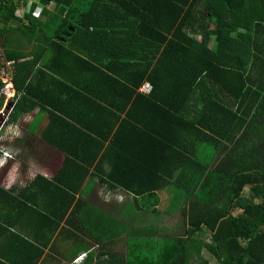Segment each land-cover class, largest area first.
<instances>
[{"label":"trees","instance_id":"obj_1","mask_svg":"<svg viewBox=\"0 0 264 264\" xmlns=\"http://www.w3.org/2000/svg\"><path fill=\"white\" fill-rule=\"evenodd\" d=\"M37 7L43 8L39 17L33 16ZM70 27L75 29L71 37H63ZM22 39L33 49H24ZM0 46V74L3 61L12 62L19 99L10 121L20 106L28 112L49 104L51 114L69 125L54 114L65 113L61 102L43 94L46 88L52 92L55 82L78 85L64 78L89 67L95 93L100 86L114 92L116 100L103 98L107 107H102L116 116L118 133L122 126L134 144H145L142 158L129 148L130 158L114 144L108 148L104 138L86 133L81 155L42 132L65 153V160L52 180L40 176L36 183L41 178L59 190L65 207L38 214L55 231L67 213L68 224L79 213L81 223L73 234L83 244L71 260L87 251L82 264H197L198 259L210 264L208 251L217 264H264V0H0ZM146 82L152 85L148 93L140 90ZM3 87L0 79V95ZM88 92L89 98L83 92L80 99L91 110L98 102ZM189 110L197 116L190 118ZM158 116L164 125L160 121L156 130ZM196 141L215 142L224 147V156L215 165L207 163L187 149ZM154 143L167 149L165 163H178L175 169L165 167L166 176L163 160L159 166L157 158H150ZM98 156L97 169L109 179L103 181L133 195L135 215L144 214L146 198L160 203L158 191L176 188L172 208L182 207L181 230L156 222L129 225L77 198ZM10 193L0 188L3 197ZM152 212L161 216L156 205ZM162 216L172 220L174 214ZM111 238L125 239L126 252L112 254Z\"/></svg>","mask_w":264,"mask_h":264},{"label":"crops","instance_id":"obj_2","mask_svg":"<svg viewBox=\"0 0 264 264\" xmlns=\"http://www.w3.org/2000/svg\"><path fill=\"white\" fill-rule=\"evenodd\" d=\"M197 40H201V38L198 36ZM210 45L212 46L213 42ZM81 66L85 65L81 64ZM93 72L98 75L97 72ZM43 78L39 77L38 80L42 81ZM65 80L76 82L78 85L67 86L55 82L56 86L54 90L50 92V89L46 88L43 95L48 97L51 93L52 96H55L61 102L65 113L54 114L66 119L70 123L69 125L61 122L51 114L52 111L49 109L51 108L49 104H46L48 108L37 106L28 112L21 109L20 106V110L15 113L14 121L9 120V114L5 124L6 130H2L1 132L3 136L2 140H6V143L0 144V147L6 151H10L12 156L7 159L3 167H0V172H6V175L0 178V188L11 192L9 198L3 197L0 194V264H82L87 258V254L85 253L87 251H84L71 260L77 248L83 244L73 234L74 228L81 223L79 213L74 216L76 220H70L69 224L67 221L70 215L67 213L62 219L60 227L55 231L52 230V222L47 218L43 219L45 217L38 214V211L42 213H49L51 211L59 213L65 207V202L58 197L61 194L59 190H53L41 178L36 183L37 178L40 176L52 180L59 174L65 160V153L42 137L44 130L49 132L46 134L48 138L51 136L58 139L59 145L64 144L70 151L80 152L81 155L84 154L86 147L84 144L86 143V133L92 134L100 140L104 138L106 140L105 145L108 148L114 144V148L121 149L122 154L126 157H133L129 148H133V151L140 158L146 152L145 144L143 142L134 144L135 142L129 137V133L125 132L122 126L121 135L118 133L119 122L116 123V116L105 109L107 103L102 100L106 98L115 101L114 92L112 93V89L109 86L104 88L100 86L96 94L97 85L96 82L92 84L94 79L92 70H89V67L86 68V71L78 69L73 74H68V78H64ZM89 89L96 94L95 98L98 102V104H93L94 106L91 110H88L89 102H82L80 99V95L83 92H85L88 98L92 95L89 96ZM18 100H13V104L9 106L10 113L13 111ZM102 106L106 107L103 108ZM142 109L145 111L143 106L140 107L141 111H143ZM189 111L191 113L190 118L197 116L196 110ZM154 120L157 121L155 124L156 130H159L161 122L163 125L164 122L163 120H159V116L158 119ZM76 127L81 128V130L77 131ZM176 127L180 132H187V129H181V124H176ZM17 131L20 135H15ZM50 133L52 134L50 135ZM57 134H61L62 137ZM222 148L220 149L215 142L200 143L196 141L195 143L190 142L187 145L188 150L194 152L211 165L217 164L224 156L225 150ZM148 150L152 151L150 158L152 160L157 158L159 166L161 165L160 158L163 160L162 172L164 176L167 175L165 167H174L175 169L178 166L176 160L170 159V162L165 163L167 149L163 144L154 143L153 146H149ZM208 150H211L212 153H207ZM100 154L101 152L99 156ZM2 156L3 152L0 149V157ZM99 156L98 160L92 165L82 188L76 193L77 198L82 197L86 199L94 207L100 208L104 213L110 214L115 219H119L129 225L135 223L140 226L142 224L140 218L143 214H138L140 211H136L135 216L128 217L127 215L129 214L124 212V208L121 207L122 204L125 208H127L126 205L134 207L132 212H135L134 210L138 206L134 204L133 195L121 187L114 188L108 181H103L109 179L101 173V170L97 169V165L100 164ZM14 166L17 168L16 173H14L17 179L8 188V181L10 175L13 174L12 170ZM31 172L36 173L35 178H31ZM158 195L161 201L160 203L158 202L160 206L158 207L157 205L156 207L161 214L173 213L174 216H171V221L174 220L173 218L178 217V221L174 224L176 228L166 223L170 220L166 217L160 219V224L167 229L181 230L178 226L181 221L180 217H182L180 214L182 207L179 201L177 202L181 208H172L173 200L179 195L178 190L173 187H165L158 191ZM24 196L27 200L21 199ZM119 197H123V199L121 200ZM82 210H85V207ZM141 213H144V211H141ZM49 216L53 218L51 215ZM142 225L147 226L145 222ZM110 228V235L112 236L114 232L111 226ZM110 240L108 248L112 254H117L119 251L126 252L127 242L124 239L111 238ZM122 242L126 243L125 250L119 248ZM100 248L98 245H94L93 250L95 249V252H100Z\"/></svg>","mask_w":264,"mask_h":264},{"label":"rangeland","instance_id":"obj_3","mask_svg":"<svg viewBox=\"0 0 264 264\" xmlns=\"http://www.w3.org/2000/svg\"><path fill=\"white\" fill-rule=\"evenodd\" d=\"M29 1V3H32V2H39V0H28ZM50 8L52 9V8H54V6L52 5V6H50ZM24 6L23 7H20V10L18 11V15H20V16H22L23 15V12H24ZM22 41V45H23V48L24 49H26V50H31V49H33V47H34V45L33 44H28L24 39H22L21 40ZM0 55H2V50H1V48H0ZM3 63H5V66H4V71H5V74L7 75V76H10L12 73V66L10 65V64H8L7 65V63L6 62H4L3 61ZM4 143H6V140H2V142L0 143V144H4ZM1 151L3 152V151H5L4 149H2L1 148ZM207 153H212V151L211 150H208V152ZM6 175V172H0V178H3V176H5ZM250 193V190H249V188H246V190H245V194H249ZM160 197V196H159ZM160 201H161V199H160ZM157 204H158V201H157V199H155V201L153 202V201H149V200H147V198H146V201H145V205H144V209H143V211H144V214L143 215H141V218H140V222L143 224L144 222H145V224H147V225H150V224H153V223H155L156 222V224L157 223H160V219H161V217H163L162 216V214H161V216H156V213H154V212H152V211H154V205H156L157 206ZM160 205H158V207H159ZM133 208L134 207H127V208H124L123 209V211L124 212H127L129 215H127L128 217H130V216H135V213L134 212H132V210H133ZM140 217V216H139ZM174 220L173 221H171V220H169V221H167L166 223L168 224V225H170L171 227H175L176 228V225H174V224H176V222L178 221V217L177 218H173ZM125 240V239H124ZM125 242V241H124ZM124 242H122V243H120V245H119V248L121 249V250H125L126 249V243H124ZM205 257L206 258H208L209 260H210V264H217V259L214 257V256H212V254L211 253H209L208 251H206L205 252ZM199 262H200V259H198L197 260V264H199ZM195 263H196V261H195Z\"/></svg>","mask_w":264,"mask_h":264},{"label":"built area","instance_id":"obj_4","mask_svg":"<svg viewBox=\"0 0 264 264\" xmlns=\"http://www.w3.org/2000/svg\"><path fill=\"white\" fill-rule=\"evenodd\" d=\"M52 6V5H51ZM50 8V6H49ZM51 9V8H50ZM42 10L43 8L42 7H37L34 12H33V16L35 17H39L40 14L42 13ZM8 64H12V62H7V65ZM4 66H5V63H4ZM9 66V65H8ZM0 79L3 81L4 83V87L1 91V95H0V101H3V106L2 108L0 109V115H2L4 118H5V123H6V120L8 119V116L10 114V108L9 106L11 104H13V100H15L16 98V92H15V89H14V86H13V82H12V74L10 76H7L5 74V71H4V67H2V70H1V74H0ZM152 89V85L149 83V82H146L141 88L140 90L142 92H150ZM2 129H0V143L2 141ZM1 149V147H0ZM82 257V256H81Z\"/></svg>","mask_w":264,"mask_h":264},{"label":"clouds","instance_id":"obj_5","mask_svg":"<svg viewBox=\"0 0 264 264\" xmlns=\"http://www.w3.org/2000/svg\"><path fill=\"white\" fill-rule=\"evenodd\" d=\"M15 135H20V133L17 131V132L15 133ZM11 156H12V153H11L10 151H6V150L3 151V156L0 157V167H3V165L7 162V159L10 158ZM12 171H13V174L10 175V179H9V181H8V185H7L8 188H10V187L12 186V184L16 182V179H17L16 175L14 174V173H16V171H17L16 166H14V168H13ZM35 175H36L35 172H31V173H30L31 178H35ZM45 175H46V174H45ZM119 199L122 200L123 197H119Z\"/></svg>","mask_w":264,"mask_h":264},{"label":"water","instance_id":"obj_6","mask_svg":"<svg viewBox=\"0 0 264 264\" xmlns=\"http://www.w3.org/2000/svg\"><path fill=\"white\" fill-rule=\"evenodd\" d=\"M75 29L74 28H69V31H67V32H63L62 33V36L63 37H71V32H73ZM61 40H63L62 38H61ZM4 121H5V119H4V117L2 116V115H0V129L3 127V123H4Z\"/></svg>","mask_w":264,"mask_h":264},{"label":"flooded vegetation","instance_id":"obj_7","mask_svg":"<svg viewBox=\"0 0 264 264\" xmlns=\"http://www.w3.org/2000/svg\"><path fill=\"white\" fill-rule=\"evenodd\" d=\"M4 119H5V118H4ZM5 124H6V123H5V121H4V123H3V127L1 128V129L4 130V131L6 130V127H5L6 125H5Z\"/></svg>","mask_w":264,"mask_h":264}]
</instances>
